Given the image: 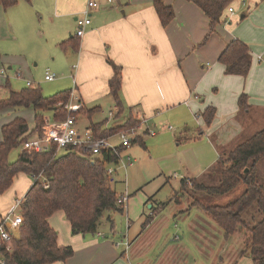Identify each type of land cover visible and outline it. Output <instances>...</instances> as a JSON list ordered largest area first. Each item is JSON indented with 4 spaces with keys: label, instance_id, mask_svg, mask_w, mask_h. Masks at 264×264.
<instances>
[{
    "label": "crops",
    "instance_id": "crops-1",
    "mask_svg": "<svg viewBox=\"0 0 264 264\" xmlns=\"http://www.w3.org/2000/svg\"><path fill=\"white\" fill-rule=\"evenodd\" d=\"M94 1L97 6L88 9L90 24L80 37L75 35L76 18L86 10L88 0H18L7 8L0 7V63L22 61L28 65L39 51H48L54 44L71 59L70 76L83 104L78 114L80 126L99 124L111 129L128 120H136L140 126L132 144H141L147 149L146 138L159 134L156 143L169 152L163 156L173 157L166 165H172L170 170H179L182 175L179 185L175 184L179 189H174L169 202H155L150 196L142 202V205L148 204V212L142 210L134 219L127 218L123 236L116 233L113 224L109 233L97 228L94 233L72 234L63 211H55L48 222L57 232V242L71 246L74 252L66 260L51 264H164L162 257L158 262L152 260L151 248L157 240L163 239L164 232L166 236L172 235L171 240H180L178 225L183 224L182 233L185 227L190 228L195 222L189 214L190 208L200 206L193 194L181 195L185 191L181 181L206 177L220 155L256 133L249 135L254 128L259 131L264 127V0H245L244 5L234 1V13L225 9L220 23L211 33L208 17L188 0H162L173 9V17L165 26L153 6L156 0ZM46 22L50 24L49 34L43 29ZM37 25L41 29L36 35ZM45 34H48L49 43L38 38ZM235 38L250 49L251 66L246 77L225 74L224 66L218 61L226 44ZM11 52H16L18 60L10 55ZM111 64L120 68L119 105L109 89L113 76ZM2 69L0 76H3ZM242 94L247 96V109L239 106ZM103 106L108 107L107 117L92 120L94 114L103 112ZM209 106L214 107L215 115L207 126L202 113ZM82 119L89 122L82 124ZM168 119L175 124L176 131L164 123ZM27 120L31 130L34 121ZM112 120L119 123L109 126ZM192 124L194 131L188 133L187 127ZM132 144L122 150L121 155L133 157ZM134 152L139 153L138 150ZM128 167L130 165L118 168L114 175L122 173L120 171L125 174ZM15 182L16 178L10 188ZM23 182L26 186L21 197L32 184L27 176ZM6 191L2 193L4 198ZM189 197L193 203L189 202ZM15 199L17 197L7 204L0 202V218ZM126 208L127 214L130 207ZM169 219L178 220L171 223ZM209 221H201L203 226L197 222L194 225L207 234L212 229H220L216 230L219 243L210 251L209 264H253L248 254H242L240 242L227 245L231 235L225 237L211 217ZM194 232L198 234L195 229ZM236 235L241 236L240 233ZM202 239L208 241L207 235L202 234ZM183 247L174 248L167 242L162 250L173 255V264L176 259L185 257Z\"/></svg>",
    "mask_w": 264,
    "mask_h": 264
},
{
    "label": "trees",
    "instance_id": "trees-1",
    "mask_svg": "<svg viewBox=\"0 0 264 264\" xmlns=\"http://www.w3.org/2000/svg\"><path fill=\"white\" fill-rule=\"evenodd\" d=\"M17 1L0 0V7L7 8ZM188 1L195 3L208 17L211 33L220 23L223 11L237 0ZM153 6L161 24L167 25L173 17L172 7L165 5L162 0L154 1ZM218 61L224 66L225 74L246 77L251 66L250 49L245 42L232 39L219 55ZM111 65L113 76L109 80V89L119 105L120 68ZM69 93L70 90L66 89L44 96L39 88L27 86L11 91L7 98L0 99V109L21 107L34 111V127L31 130L20 117L1 126L0 194L12 186L19 173L29 176L32 181L19 205L22 223L10 241L12 249L4 256L5 264H51L73 255L71 246L57 242V232L48 222L55 211H63L72 234L94 233L106 211H123V207L116 202L115 182L111 179L115 173L112 177L106 173L109 164H116V154L112 150H104L98 157L87 158L70 148L57 155L54 154V148L41 153H28L21 149L15 161L8 159L12 149L22 146L27 136L40 129L45 115L53 119H63L67 115L64 104ZM238 103L242 109L249 106L245 94L240 95ZM214 115V107L205 109L202 113L205 125L212 122ZM137 123L131 119L111 129L102 128L99 124L90 127L95 136L102 137ZM263 156L264 127L219 156L208 173L216 177L217 184L189 179L192 191H200L205 195H225L240 184L244 186L238 196L224 204L203 203L199 199L196 202L223 230L225 237L238 232L241 234L244 246L242 254L250 255L253 264H264V184L259 181L257 174V162ZM185 181H181L183 189L186 188ZM252 205L255 206L256 217L250 215L247 221L244 211ZM107 219L112 224L111 217L107 216Z\"/></svg>",
    "mask_w": 264,
    "mask_h": 264
},
{
    "label": "rangeland",
    "instance_id": "rangeland-1",
    "mask_svg": "<svg viewBox=\"0 0 264 264\" xmlns=\"http://www.w3.org/2000/svg\"><path fill=\"white\" fill-rule=\"evenodd\" d=\"M48 28H50V24L48 22L44 23L43 29L46 33L50 31ZM40 29L41 28L39 25L34 28V32L36 33V35L40 31ZM48 34L40 35L38 36V38L49 43ZM48 49V51H39V53L34 56L30 62L28 61V65H24L22 61L7 62V64L4 62L2 64L0 63V69L3 68V76H0V99L7 98L11 91H18L22 88L27 87V80L31 81L34 87L39 88L44 96H50L62 89L73 87L72 77L70 76V68L72 65L70 57H66L64 52L58 47H56L54 44H51V47ZM15 53L16 52H11L10 55L13 56L15 55ZM15 56L16 60H18L17 55ZM7 66H10V68L8 69ZM46 70H48L50 73L56 74V78L51 81L45 80L44 73ZM32 110V108L21 107L0 109V129L2 125L7 124L16 117H20L22 119L27 120V118H25L24 116L28 115L26 116L28 117L27 121H34V115ZM107 110L108 107L103 106V112L94 114L92 116V120H100L104 117H107ZM18 112H22L23 114H19ZM81 121L82 124H87L89 122L88 119H82ZM114 121L115 120H112L109 126L119 123L118 121ZM164 123L166 125L171 126L172 131L173 129L174 131H176L175 124L172 123L171 119L164 121ZM258 129L259 128H254V130L249 132V135H251L255 131H258ZM187 131L188 133H192L194 131L193 124L187 127ZM174 133L176 134L177 132ZM158 137L159 134L153 138H146L145 145L147 149H144L141 144H132L133 146L130 149V152L133 156L132 158L134 160V163L127 168L125 174L123 173V171H120L122 173H118V171V174L113 176V178L117 180L114 183V188L117 195H120L121 193L125 192H127V194L129 195L126 205L130 207V210L128 209V212L126 214V206L122 212L106 211L100 220V224L98 225V229H100V231L106 230L109 233L111 225L113 224V229L116 231V233H118L120 236H123V234L125 233L127 218L134 219V216L140 214L142 210L148 212V204L142 205V202H144L147 197H152L153 201L155 202L166 203L167 201L169 202L170 197L174 193V189H179L176 188L175 184L178 182L177 184L179 185V180L182 174L179 172V170L176 169L171 171L170 169H172V165H166V163L173 160V157L172 155L167 156L169 155L168 150L164 147L159 146L156 143ZM111 140L113 141V143H117L119 141L117 136L115 135L112 137ZM21 149V146L12 149L8 154L9 161H15ZM134 150H138L139 153H135ZM165 154L167 155L163 156ZM161 156H163L162 160H159ZM257 168L259 181L264 184V156L258 160ZM25 176L27 175L21 173L17 175L15 185H13V187L10 188L9 191H6V198H4V194H0V202L2 204L9 203L14 199V197H17V199L21 197L23 188L26 186L25 182H23V178H25ZM27 177L29 178V176ZM119 178H123L122 181L119 180ZM199 180L207 184H217V180L214 175H207L204 178H199ZM185 185L186 188L184 193H181L182 196H185V194L192 196L193 194L194 199L200 198L204 203L209 204H224L228 201H231L241 193L244 187L242 184H240L233 191L225 195H205L201 192L194 193L191 189L190 182H186ZM188 200L190 203L194 202L191 197H189ZM254 210L255 206L252 205L244 211L245 220L249 221L248 219L250 215H255L256 217ZM189 214L195 222L190 226V228H183V233L181 232V227L183 224L178 225L180 229L178 234L181 235L180 240H171L170 238L172 235L166 236L164 232L163 239L165 238L166 241H164L163 239H159L156 241L155 246L151 248L150 255H152V260L155 259L158 262V258L162 257L165 259V261L163 262H168L167 264H172L173 255H170L168 252H163L162 250L164 243L169 242L174 248L184 246L182 249L185 253V257L181 259H176L175 263L173 264H209L211 262L210 251H214L219 243V234L216 230L220 229H212V231L207 234L206 231H198L197 226L194 228L196 222L199 223L198 225L201 226H203V223H200L201 221H206V223L210 222V216L204 211L202 206H191ZM107 216L111 217V220L113 222L112 224L107 219ZM177 220L178 219L171 220V223H174V221H176L177 223ZM192 228H194L195 231L198 232L200 237H198V234L195 233L194 229ZM238 228L240 229L241 226H238ZM130 233L132 232L130 231ZM202 234L207 235L208 241L206 239H202ZM236 234L239 233L232 234L230 238L227 239L226 244L231 245L234 244V242H240L242 244L243 249L244 246L241 236L238 237V235ZM124 239L125 238L122 237V241ZM168 250L170 252V249ZM181 254L183 255V253Z\"/></svg>",
    "mask_w": 264,
    "mask_h": 264
},
{
    "label": "built area",
    "instance_id": "built-area-1",
    "mask_svg": "<svg viewBox=\"0 0 264 264\" xmlns=\"http://www.w3.org/2000/svg\"><path fill=\"white\" fill-rule=\"evenodd\" d=\"M108 1L112 2L113 0ZM237 3L244 5L245 0H237ZM95 6H97V3L94 0H88L86 10L82 12L81 16L76 18L75 35L77 37L82 36L85 28L90 24L88 9ZM234 11L235 6L229 5L228 12L233 14ZM73 68H75V65ZM56 76V74L46 71L44 79L51 81ZM26 83L28 86H32L31 81H27ZM64 108L67 111V115L63 119H53L51 116L45 115L40 129L27 136L23 141L22 150L28 153H41L54 148V154L57 155L70 148L75 150L80 156L87 158L98 157L104 150H112L116 154V164H109L106 167V173L111 177L118 168H126L133 164V158L130 155H121V151L127 149L135 142L138 137L140 124L137 123L107 136H95L91 127H81L79 124L78 114L82 111L83 104L78 99L74 83L70 90L69 98L64 104ZM114 135L119 140L117 143H113L111 140ZM39 177L45 180L42 175H39ZM185 180V182H190L189 179ZM44 186L47 187V184L44 183ZM128 196L127 192L116 196L117 204H120L123 209L127 206ZM21 200L22 197L15 200L7 213L0 218V264H5L4 256L12 249L10 241L17 234L19 226L22 223V216L19 212ZM125 247H128L127 242H125Z\"/></svg>",
    "mask_w": 264,
    "mask_h": 264
},
{
    "label": "water",
    "instance_id": "water-1",
    "mask_svg": "<svg viewBox=\"0 0 264 264\" xmlns=\"http://www.w3.org/2000/svg\"><path fill=\"white\" fill-rule=\"evenodd\" d=\"M247 171V170H246Z\"/></svg>",
    "mask_w": 264,
    "mask_h": 264
}]
</instances>
